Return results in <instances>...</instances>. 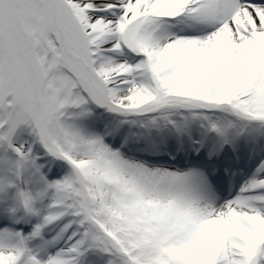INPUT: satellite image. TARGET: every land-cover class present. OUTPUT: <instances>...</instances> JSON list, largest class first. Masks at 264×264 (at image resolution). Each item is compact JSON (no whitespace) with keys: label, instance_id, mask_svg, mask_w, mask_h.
<instances>
[{"label":"snow or ice","instance_id":"snow-or-ice-1","mask_svg":"<svg viewBox=\"0 0 264 264\" xmlns=\"http://www.w3.org/2000/svg\"><path fill=\"white\" fill-rule=\"evenodd\" d=\"M0 264H264V0H0Z\"/></svg>","mask_w":264,"mask_h":264},{"label":"bare ground","instance_id":"bare-ground-1","mask_svg":"<svg viewBox=\"0 0 264 264\" xmlns=\"http://www.w3.org/2000/svg\"><path fill=\"white\" fill-rule=\"evenodd\" d=\"M105 119V117H104ZM97 125L102 129L104 125H101L98 120V114L95 117ZM103 120V119H102ZM110 119H107L106 122H109ZM196 125L190 126L189 133L185 136H177L175 134H171L169 132L158 133L154 140H141L131 145V152L128 153L132 155L134 158L144 161V162H154V161H162L166 159V156L172 149L179 147V155H182L180 152L182 149H187L189 147L190 139L189 137L196 138L203 136L205 133L203 129L200 127H195ZM233 147V146H232ZM236 148V147H235ZM241 157V155H239ZM242 158V157H241ZM221 166L222 172L220 181L226 182L232 179L234 173L238 170H243V174L239 173L241 178L247 179L252 170L249 169L246 163L244 164H236L234 166L233 162L229 160L228 157H224V162ZM228 194L225 197L221 196L222 199L227 198Z\"/></svg>","mask_w":264,"mask_h":264},{"label":"rangeland","instance_id":"rangeland-1","mask_svg":"<svg viewBox=\"0 0 264 264\" xmlns=\"http://www.w3.org/2000/svg\"><path fill=\"white\" fill-rule=\"evenodd\" d=\"M104 117H105V119H104ZM102 119H103V120H102ZM107 119H110L109 121H111V120H113V116H112L111 114H107V113H105V114H103V115H99V113H98V120H97V122H99L101 125H105V124H107V123H108V122H106ZM193 125H196L195 127H200L199 122H193V123L191 124V126H193ZM102 128H103V127H102ZM165 132H167V131H165ZM165 132H163V133H165ZM241 140H242V139H241ZM185 150H186L185 148L182 149V152L185 153ZM176 152H178V148H174V149H172V151L169 152V153L167 154V156H166L167 164H168V160H169V156H170V154H171V155H175V156H177V158L180 157ZM145 163H147V162H145ZM148 164H149V165H156V166L165 165V164H160V163H158V162H153V163H148ZM176 168H178V169L181 170V171H182V170H185L184 167H183L182 165H180V166H176ZM220 187H221V186H220ZM223 190H224V192H225V189L217 190V194L222 196V195L224 194ZM226 192H227V191H226Z\"/></svg>","mask_w":264,"mask_h":264}]
</instances>
